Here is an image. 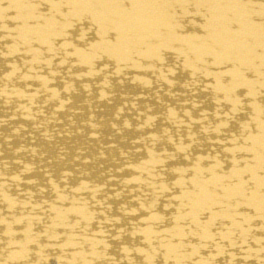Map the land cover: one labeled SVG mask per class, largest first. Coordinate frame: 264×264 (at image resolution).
Segmentation results:
<instances>
[{"label":"bare ground","instance_id":"1","mask_svg":"<svg viewBox=\"0 0 264 264\" xmlns=\"http://www.w3.org/2000/svg\"><path fill=\"white\" fill-rule=\"evenodd\" d=\"M0 264H264V0H0Z\"/></svg>","mask_w":264,"mask_h":264}]
</instances>
